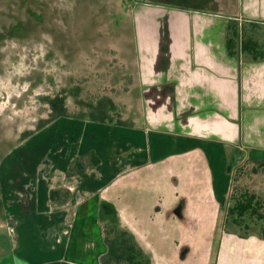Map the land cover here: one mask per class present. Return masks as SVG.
<instances>
[{
  "label": "crops",
  "instance_id": "crops-1",
  "mask_svg": "<svg viewBox=\"0 0 264 264\" xmlns=\"http://www.w3.org/2000/svg\"><path fill=\"white\" fill-rule=\"evenodd\" d=\"M159 6L142 1L132 12L133 54L131 65L126 62L131 85L110 99L120 117L114 122L82 116L54 120L33 145L41 147V161L9 167L12 177L1 188L3 202L13 203L5 210L7 226L11 234H26L23 247L14 244L17 264H101L108 250L102 215L117 217L151 264H162L128 214L137 211V192H145L141 171L147 176L163 159L172 158L171 166L174 159L189 163L186 184L194 216L205 199L213 204L211 211L227 202L226 183L218 181L211 161L215 156L236 147L264 154V58L229 56L225 46L227 25L236 21L264 48V0ZM199 9L213 13L202 17ZM91 151L100 163L84 162L82 172L68 176L73 161ZM156 170L147 180L152 186ZM51 190L68 191V196L52 202ZM154 198L147 200L155 203ZM169 198L167 218L178 215L179 203Z\"/></svg>",
  "mask_w": 264,
  "mask_h": 264
},
{
  "label": "rangeland",
  "instance_id": "rangeland-1",
  "mask_svg": "<svg viewBox=\"0 0 264 264\" xmlns=\"http://www.w3.org/2000/svg\"><path fill=\"white\" fill-rule=\"evenodd\" d=\"M142 1L156 3L160 8H189V4L201 2L0 0V264H17L13 256L14 244L22 243L23 247L26 237L24 233L11 234L7 226L10 224L5 210L8 212L13 203L3 202L4 189L1 188L12 177L9 167L41 161V147L35 150L33 145L46 125L61 117L93 118L95 115L88 113L90 101L103 95L117 97L122 82L114 74L120 70L122 62L111 43L116 33L109 26L114 23L112 11L121 3L132 15ZM199 10L202 17L213 13L210 9ZM262 31L260 28L259 34ZM110 72L114 74H108ZM113 86L115 92L110 94ZM241 149L227 148L226 155L215 156L216 159L211 160L215 173L218 181L226 183L228 196L232 175L222 174L221 170L224 164L231 163L235 186L261 197L263 207L260 211L264 213V154L246 153ZM171 160L163 159L158 167H151L147 176L146 170L141 171L145 192H137V211L128 212L132 217L130 222L147 234L146 245L153 250L156 262L264 264V241L260 238L264 223L248 221L247 232L230 222L225 223L228 198L217 211L208 209L212 203L205 199L201 207L194 209H198L195 215H190L189 185L186 184L189 163L183 165L174 159L171 166ZM82 161L89 163L88 156ZM154 169H157V185L152 186L147 180L152 178ZM144 193L155 197L156 202L147 200L150 197L140 199ZM170 196L179 203L178 215L167 218L165 209L171 206ZM113 220L105 219V222L110 224ZM231 234L236 237L230 238ZM111 240L113 244L117 239L113 236ZM255 258L260 261L256 263Z\"/></svg>",
  "mask_w": 264,
  "mask_h": 264
},
{
  "label": "trees",
  "instance_id": "trees-1",
  "mask_svg": "<svg viewBox=\"0 0 264 264\" xmlns=\"http://www.w3.org/2000/svg\"><path fill=\"white\" fill-rule=\"evenodd\" d=\"M120 5L122 6L121 3ZM121 6H118L117 9L112 11L114 23L109 25L116 31L111 37V43L117 49V58L122 62L119 71L115 74L111 72L108 73L118 76L117 80L122 82V88L117 89L118 92L116 95H118L119 92L120 94L126 93L129 89V85H131L130 80L126 77L127 75L131 76L130 71L127 73L126 62H129L132 59L133 54L132 17L128 14L126 8ZM102 24L106 25L107 23L102 22ZM255 26L256 25H253L254 28H256ZM225 46L229 56L243 54L251 61H257L264 58L263 46L251 35H247L244 31V25H239L236 21H230L227 25ZM128 65H131V62H129ZM114 75L112 76L113 79H115ZM112 89V91H109L110 94L115 92L114 86ZM110 99H114V96L111 95V97H105L103 95L97 99L95 97L90 101L92 105H90L91 107L89 108L88 113L93 114L94 112V119L103 122L105 120H111L114 122L115 119L120 117V112L115 110L116 107L113 106ZM99 100L100 103L105 102L106 104L100 106L98 103ZM103 116H106L107 118H102ZM83 118H87V116H84ZM88 157L90 164L98 165L100 163L99 157L94 152L91 151L88 154ZM72 164L73 166L68 169V176L75 174V172L80 173L83 171L84 162L81 159H76ZM259 164L261 165V162ZM232 170V164H227L226 172L232 175V183L226 208L225 223L230 222L236 228L247 232L249 229L248 221H261L264 223V213L260 211L263 207V202L262 198L255 193L235 186V175ZM61 196L66 198L68 196V191L61 192V190H51L49 192V199L52 202L61 203ZM110 218L112 217H104L102 215L99 219L104 231V242L108 247L107 253L100 258L101 264H151V256L141 249L131 231L126 227L121 226L119 219L115 216L112 219L116 222L113 223V220L112 223L107 224L105 219ZM246 234L247 233H244V235ZM113 236L117 240L112 244L111 238ZM260 238L264 241V227L260 231Z\"/></svg>",
  "mask_w": 264,
  "mask_h": 264
}]
</instances>
